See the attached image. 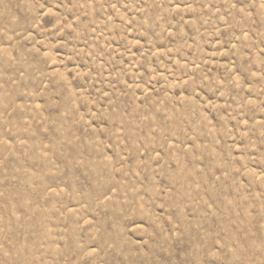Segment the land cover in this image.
Instances as JSON below:
<instances>
[{
	"label": "rangeland",
	"instance_id": "rangeland-1",
	"mask_svg": "<svg viewBox=\"0 0 264 264\" xmlns=\"http://www.w3.org/2000/svg\"><path fill=\"white\" fill-rule=\"evenodd\" d=\"M0 264H264V0H0Z\"/></svg>",
	"mask_w": 264,
	"mask_h": 264
}]
</instances>
